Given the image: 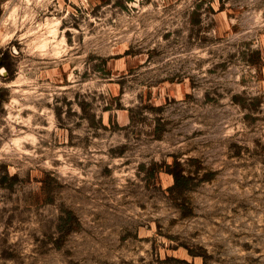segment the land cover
Here are the masks:
<instances>
[{
  "label": "rangeland",
  "instance_id": "rangeland-1",
  "mask_svg": "<svg viewBox=\"0 0 264 264\" xmlns=\"http://www.w3.org/2000/svg\"><path fill=\"white\" fill-rule=\"evenodd\" d=\"M2 57L0 264H264V0H0Z\"/></svg>",
  "mask_w": 264,
  "mask_h": 264
},
{
  "label": "trees",
  "instance_id": "trees-1",
  "mask_svg": "<svg viewBox=\"0 0 264 264\" xmlns=\"http://www.w3.org/2000/svg\"><path fill=\"white\" fill-rule=\"evenodd\" d=\"M0 66H4L5 68H8V65L4 57H2ZM167 173L170 174L173 179V182L168 187V190L170 192H174V191L180 192L184 188L183 182L189 178V175L185 173V169L181 166L180 163L175 161L174 165L167 170ZM182 214L185 215L187 214V212L183 211Z\"/></svg>",
  "mask_w": 264,
  "mask_h": 264
}]
</instances>
